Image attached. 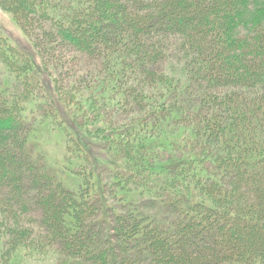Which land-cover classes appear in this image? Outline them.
Instances as JSON below:
<instances>
[{"label":"trees","instance_id":"16d2710c","mask_svg":"<svg viewBox=\"0 0 264 264\" xmlns=\"http://www.w3.org/2000/svg\"><path fill=\"white\" fill-rule=\"evenodd\" d=\"M0 2V264H264V0Z\"/></svg>","mask_w":264,"mask_h":264},{"label":"rangeland","instance_id":"374dc122","mask_svg":"<svg viewBox=\"0 0 264 264\" xmlns=\"http://www.w3.org/2000/svg\"><path fill=\"white\" fill-rule=\"evenodd\" d=\"M244 32L245 31H243V33L241 32L240 35L243 36ZM0 34L5 35L6 39L9 40L11 44H13L14 46H17L23 49L24 51L31 53V55L34 57L33 59H35V62L38 64L39 71L42 70L41 80L42 83L44 82L47 85V87H50V94H48L49 96L48 99L52 101V104L51 102L48 103L49 100H46L44 105H41V108L39 109V113L45 115L47 114L46 112H52L55 109V105L59 106V104L62 103L60 108L63 110L67 118H70L74 107L72 105H69V103H67V105L65 106L64 104L65 101L61 103H57L58 96L56 97L53 93H51L52 90L54 89L52 82H53V77L55 76L52 70L45 71L43 69V64H44L43 62L45 61V56L41 55L40 53H37V51L34 50L35 43L31 41L33 40L31 38L32 33L29 31H25L20 25L18 18H16L14 14L11 12L9 6L4 7L1 4V2H0ZM36 72L38 71L36 70ZM10 76L11 75L9 70L0 62V81L1 82L9 81ZM89 115L90 118H87V122L92 123L90 119L94 117V114L93 115L89 114ZM75 120L77 122L82 123V116L77 117V119ZM39 128H40L39 137L41 139L42 146L46 148L48 152H50L52 157L63 158L66 153V149L64 150L62 148V140H63L62 137L59 136L58 132L52 129H48L49 126L47 125V123H45L43 126ZM102 147L103 145L100 146L98 145L96 147V153L98 155L101 154ZM26 264H52V262H42L41 259H36L35 257H32V260H28ZM54 264H57V262L54 261Z\"/></svg>","mask_w":264,"mask_h":264}]
</instances>
